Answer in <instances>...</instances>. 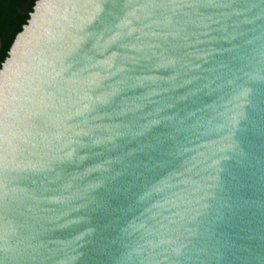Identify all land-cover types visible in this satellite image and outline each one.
I'll use <instances>...</instances> for the list:
<instances>
[{"label":"water","instance_id":"1","mask_svg":"<svg viewBox=\"0 0 264 264\" xmlns=\"http://www.w3.org/2000/svg\"><path fill=\"white\" fill-rule=\"evenodd\" d=\"M0 264H264V0H36L0 66Z\"/></svg>","mask_w":264,"mask_h":264},{"label":"trees","instance_id":"2","mask_svg":"<svg viewBox=\"0 0 264 264\" xmlns=\"http://www.w3.org/2000/svg\"><path fill=\"white\" fill-rule=\"evenodd\" d=\"M36 0H0V66L15 36L26 24Z\"/></svg>","mask_w":264,"mask_h":264}]
</instances>
